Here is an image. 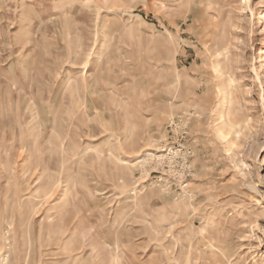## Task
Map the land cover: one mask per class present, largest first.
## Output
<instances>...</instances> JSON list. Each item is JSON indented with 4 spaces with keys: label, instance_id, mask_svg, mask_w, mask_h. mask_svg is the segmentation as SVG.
I'll return each mask as SVG.
<instances>
[{
    "label": "rangeland",
    "instance_id": "374dc122",
    "mask_svg": "<svg viewBox=\"0 0 264 264\" xmlns=\"http://www.w3.org/2000/svg\"><path fill=\"white\" fill-rule=\"evenodd\" d=\"M0 264H264V0H0Z\"/></svg>",
    "mask_w": 264,
    "mask_h": 264
},
{
    "label": "bare ground",
    "instance_id": "6f19581e",
    "mask_svg": "<svg viewBox=\"0 0 264 264\" xmlns=\"http://www.w3.org/2000/svg\"><path fill=\"white\" fill-rule=\"evenodd\" d=\"M248 2H249V0H242V5H248Z\"/></svg>",
    "mask_w": 264,
    "mask_h": 264
}]
</instances>
